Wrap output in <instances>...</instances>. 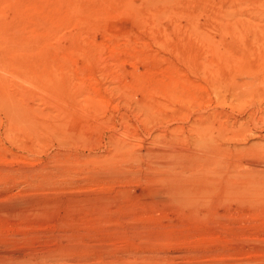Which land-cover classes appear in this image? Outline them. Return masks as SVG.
Wrapping results in <instances>:
<instances>
[{"label": "rangeland", "instance_id": "1", "mask_svg": "<svg viewBox=\"0 0 264 264\" xmlns=\"http://www.w3.org/2000/svg\"><path fill=\"white\" fill-rule=\"evenodd\" d=\"M212 1L0 0V264H264V40Z\"/></svg>", "mask_w": 264, "mask_h": 264}, {"label": "bare ground", "instance_id": "2", "mask_svg": "<svg viewBox=\"0 0 264 264\" xmlns=\"http://www.w3.org/2000/svg\"><path fill=\"white\" fill-rule=\"evenodd\" d=\"M220 3H223V0H214V1H212V5H213V7H214V9H215V13L218 11L219 13H220V16H215V19H216V21L219 23V25H220V27L222 28L223 27V24H224V21H226L227 23L229 22V23H231V21L233 20L235 23H243L244 25H246V26H249V27H253V31H254V33L257 35V36H259V37H262L263 36V38H262V40H264V32H263V21H264V14H262V13H260V12H264V0H236V3H235V5L233 6V9L229 12V13H225V11H224V9L223 8H221L220 6H219V4ZM251 4H252V6H253V8H255L256 9V13L254 14V15H252L251 13H249V14H247L246 16H245V14H246V12H249V9H250V6H251ZM261 10V11H260ZM257 11L259 12V13H257ZM249 75V74H248ZM230 76L231 75H229V74H227V73H220V72H217V73H215L214 75H212V77H213V79L216 81V84L215 85H217V87L218 86H222L223 85V83L224 82H226V81H228V82H230ZM247 76V75H246ZM250 76V75H249ZM252 76V75H251ZM232 78H236L235 77V75H234V77H233V75L231 76ZM244 78V77H243ZM247 78V77H246ZM211 79V78H210ZM252 79V78H251ZM258 80H259V78H257ZM262 79V78H261ZM233 80V79H232ZM246 79H244L243 80V82L245 81ZM247 80H249V79H247ZM247 80H246V82H247ZM256 80V79H255ZM235 81H236V79H235ZM232 82V83H235L236 85H238V87L240 88L241 87V90H242V86L243 85H246V82L245 83H242V84H240V81H238V83L237 82ZM250 81V80H249ZM248 81V82H249ZM261 82H262V80H260ZM264 81V80H263ZM251 82V81H250ZM214 83V82H213ZM247 84H249V83H247ZM252 84V83H251ZM254 84H256L255 82H254ZM226 86V85H225ZM234 86V87H233ZM233 86H231V87H233V88H235V85L233 84ZM247 86V85H246ZM249 86V85H248ZM252 86H254V85H252ZM256 86H257V84H256ZM263 86V85H262ZM244 87V86H243ZM251 87V86H250ZM221 88V87H220ZM236 88H237V86H236ZM247 89H248V87H247ZM240 90V91H241ZM243 91V90H242ZM245 91V90H244ZM214 112V111H213ZM235 122V121H234ZM226 124V123H225ZM206 131H208V129L206 128V129H203L202 131H201V133H202V140H206V139H204V136H206V134H208ZM249 131V130H248ZM249 133V132H248ZM253 137V136H252ZM261 137V136H260ZM264 137V136H263ZM209 138V137H208ZM207 138V139H208ZM253 142V141H252ZM262 142V141H261ZM234 144V143H233ZM252 146V145H251ZM260 146V145H259ZM259 146H257V147H259ZM242 147V146H241ZM256 147V148H257ZM235 148H236V146H235ZM240 148V147H239ZM248 148H249V146H248ZM248 148L246 149V150H248ZM261 148V147H260ZM259 148V149H260ZM237 149V148H236ZM236 149H235V151H236ZM241 149V148H240ZM243 147H242V151H243ZM252 149V153L253 154H255V153H258V152H260V151H258L257 152V150H255L254 149V147H252L251 148ZM253 149H254V151H253ZM258 149V150H259ZM239 150V149H238ZM260 150H262V149H260ZM234 151V150H233ZM240 151V150H239ZM238 151V152H239ZM241 151V153H243ZM256 151V152H255ZM248 152V151H247ZM246 152V154H248ZM250 152V153H251ZM234 153H236L237 154V152H234ZM245 153V152H244ZM251 153V154H252ZM263 153H264V151H263ZM263 153H261V154H258V155H263ZM235 155V154H234ZM244 155V154H243ZM258 155H256V156H258ZM253 156V155H252ZM251 157V156H250ZM254 157H255V155H254ZM253 157V158H254ZM259 157H263V156H259ZM259 157H256V158H258V159H253V158H248V159H244L245 160V163H248L249 165H252V166H254L255 168H252V170L254 169H256L257 167H259L258 165L260 164V160H259ZM244 158H246L245 156H244ZM264 158V157H263ZM235 160V159H234ZM236 162V161H235ZM244 162V161H243ZM240 165H241V163H240ZM225 166V165H224ZM238 166V165H237ZM239 167V166H238ZM261 167H262V165H261ZM249 168V167H248ZM249 169H251V168H249ZM264 169V168H263ZM237 170V169H236ZM256 171V170H255ZM259 171H264V170H262V168H259ZM234 172H235V170H234ZM238 172V171H237ZM248 172V171H247ZM198 173V172H197ZM252 173V172H251ZM256 174H258V172H255ZM255 173H253V175L251 174V177L253 176V178H254V175H255ZM264 173V172H263ZM237 174V173H236ZM260 174H262V173H260ZM195 175V174H194ZM203 175V174H202ZM205 175V174H204ZM239 175H241V174H239ZM248 175V174H247ZM246 175V176H247ZM250 175V174H249ZM262 175H264V174H262ZM233 176V175H232ZM231 176V177H232ZM237 176L238 175H236L235 177L237 178ZM255 176H257V175H255ZM259 176V175H258ZM229 177H230V174H229ZM234 177V176H233ZM239 177V176H238ZM241 177H245V175L243 176H241ZM259 177H263V176H259ZM196 179V178H195ZM207 179V178H206ZM249 180V179H248ZM253 181V180H252ZM255 181V180H254ZM207 182V181H206ZM238 182V181H237ZM250 182V181H249ZM258 182V181H257ZM254 182L255 184V186H258L257 188H254L253 187V182H252V188H254V190L255 189H259V188H261V186H260V183L258 182ZM264 182V181H263ZM230 183V182H229ZM248 183V182H247ZM237 184V183H236ZM249 184V183H248ZM206 185V184H205ZM207 185H209V184H207ZM234 185V184H233ZM232 184H229L228 185V188L229 189H234V186H233ZM236 186H238V185H236ZM241 186V185H240ZM244 186V184L242 185V187ZM264 185H262V187H263ZM242 187H239V189H241ZM250 187H251V185H250ZM249 187V185H248V188H250ZM208 188V187H207ZM243 188H245V189H247V186H245V187H243ZM263 189V188H262ZM243 190V189H242ZM259 190H261V189H259ZM250 192V193H252L251 191H249L248 189L247 190H245V192ZM253 194V193H252ZM249 196V195H248ZM256 196V195H255ZM259 196V195H258ZM262 196V195H261ZM245 197V196H244Z\"/></svg>", "mask_w": 264, "mask_h": 264}]
</instances>
